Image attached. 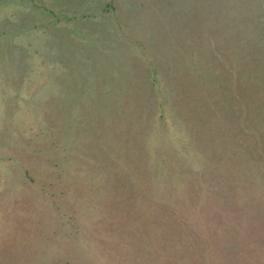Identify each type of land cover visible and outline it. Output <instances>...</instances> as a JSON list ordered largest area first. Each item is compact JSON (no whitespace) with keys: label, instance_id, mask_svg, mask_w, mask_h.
Instances as JSON below:
<instances>
[{"label":"rangeland","instance_id":"1","mask_svg":"<svg viewBox=\"0 0 264 264\" xmlns=\"http://www.w3.org/2000/svg\"><path fill=\"white\" fill-rule=\"evenodd\" d=\"M0 264H264V0H0Z\"/></svg>","mask_w":264,"mask_h":264}]
</instances>
